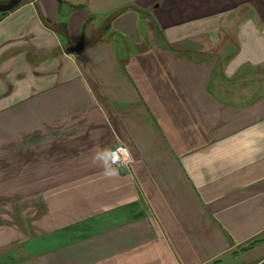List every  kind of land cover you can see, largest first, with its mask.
<instances>
[{
  "label": "crops",
  "instance_id": "1",
  "mask_svg": "<svg viewBox=\"0 0 264 264\" xmlns=\"http://www.w3.org/2000/svg\"><path fill=\"white\" fill-rule=\"evenodd\" d=\"M8 1L0 264H261L264 0Z\"/></svg>",
  "mask_w": 264,
  "mask_h": 264
},
{
  "label": "clouds",
  "instance_id": "2",
  "mask_svg": "<svg viewBox=\"0 0 264 264\" xmlns=\"http://www.w3.org/2000/svg\"><path fill=\"white\" fill-rule=\"evenodd\" d=\"M132 158L131 150L125 145H120L115 149L100 148L92 155L93 163L101 167L106 178L118 176L120 168L125 167Z\"/></svg>",
  "mask_w": 264,
  "mask_h": 264
},
{
  "label": "rangeland",
  "instance_id": "3",
  "mask_svg": "<svg viewBox=\"0 0 264 264\" xmlns=\"http://www.w3.org/2000/svg\"><path fill=\"white\" fill-rule=\"evenodd\" d=\"M7 4H9V1L8 0H0V7H5ZM257 250L258 251L253 252L254 256L256 258H258V259L259 258H263V255H264V246H261V248H259ZM260 262H261V264H264V260H263V262H262V260Z\"/></svg>",
  "mask_w": 264,
  "mask_h": 264
},
{
  "label": "built area",
  "instance_id": "4",
  "mask_svg": "<svg viewBox=\"0 0 264 264\" xmlns=\"http://www.w3.org/2000/svg\"><path fill=\"white\" fill-rule=\"evenodd\" d=\"M120 145H124V144H122V143H118V144H116L114 147H112V149H115V148H117L118 146H120ZM126 146V145H125ZM131 161V160H130ZM130 161H128L127 162V164H126V166L125 167H122V168H120L121 170H128V168H129V164H130Z\"/></svg>",
  "mask_w": 264,
  "mask_h": 264
}]
</instances>
